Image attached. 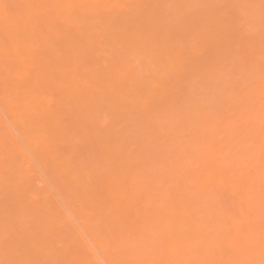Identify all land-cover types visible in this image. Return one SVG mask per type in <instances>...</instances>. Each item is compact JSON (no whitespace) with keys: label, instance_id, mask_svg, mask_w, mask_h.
<instances>
[{"label":"bare ground","instance_id":"obj_1","mask_svg":"<svg viewBox=\"0 0 264 264\" xmlns=\"http://www.w3.org/2000/svg\"><path fill=\"white\" fill-rule=\"evenodd\" d=\"M0 264H264V0H0Z\"/></svg>","mask_w":264,"mask_h":264}]
</instances>
